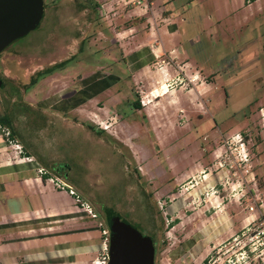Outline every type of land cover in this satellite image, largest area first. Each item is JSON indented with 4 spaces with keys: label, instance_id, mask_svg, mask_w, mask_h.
Instances as JSON below:
<instances>
[{
    "label": "rangeland",
    "instance_id": "obj_1",
    "mask_svg": "<svg viewBox=\"0 0 264 264\" xmlns=\"http://www.w3.org/2000/svg\"><path fill=\"white\" fill-rule=\"evenodd\" d=\"M45 6L41 25L0 53V117L13 119L14 140L40 147L45 161L52 158L64 168L76 192L99 213L95 220L105 223L103 208L110 206L143 234L152 235L158 247L155 264H178L167 257L175 242L169 231L180 221L172 218L168 206L192 188L190 196L198 205L209 194L222 195L228 210L242 220L199 264H264V0H45ZM137 6L148 7L159 20L165 9L177 7L180 12L173 20L182 32L174 39L176 45L183 40L193 58L200 54L204 63L205 110L178 109L171 116L184 123L175 126H167L168 117L161 115L157 133L134 105L137 98L115 43V33L123 28L138 21L143 23L139 29L147 28L146 16L132 11ZM191 25L197 38L189 44L185 29ZM170 54L163 50L159 58L176 60ZM186 58L179 57L182 62ZM65 60L53 74L31 84L37 70ZM101 71L122 77L114 88L121 91L116 109L128 133H134L135 144L92 131L88 121L59 123L51 110L41 108L63 87L60 77L66 75L65 83L71 84ZM191 79H174L170 87L190 90L196 80ZM2 128H10L0 127V140L10 144ZM196 162L206 164L210 175L197 171L177 183L176 174ZM176 192L180 195L174 197ZM181 208L188 213L197 209L187 210L185 202ZM208 210L214 211L212 206Z\"/></svg>",
    "mask_w": 264,
    "mask_h": 264
},
{
    "label": "crops",
    "instance_id": "obj_2",
    "mask_svg": "<svg viewBox=\"0 0 264 264\" xmlns=\"http://www.w3.org/2000/svg\"><path fill=\"white\" fill-rule=\"evenodd\" d=\"M176 8L170 7L167 12L165 9L159 20L157 13L153 19L148 7L137 6L132 11L146 16L147 28L139 29L143 23L138 24V21L115 33L120 60L125 64L124 72L128 75L135 100H139L137 109L144 112L147 126L154 133H157L161 115L168 117L167 126H175L184 123L176 120L178 109L188 107V111L199 112L207 106L206 85L201 80L205 76L204 63L199 60L200 54L194 59L189 48L184 47L183 40L176 45V35L178 37L182 32L181 24L173 20L180 12ZM185 30L189 36L187 42L192 44L197 38L194 28L191 25ZM163 50L166 54L169 51L176 60L159 58ZM181 55L187 56L185 62L179 59ZM197 74L200 75L198 78ZM193 76L197 79L190 85V90L170 87L174 79ZM66 78V75L60 77L63 87L46 99L41 108L51 110L59 123L62 120L70 126L78 120L88 121L98 130L95 132L111 136L125 145L134 143V133H128L124 117L116 109L121 100V91L114 90L122 80L118 72H96L71 84L65 83ZM102 95L106 96L103 100L99 98ZM171 113H175L174 116ZM154 140H159L158 134ZM19 144L23 145L22 152L15 145L0 140V264H97L103 252L100 221L80 210L75 195L57 188L47 179L50 175L61 176L78 192L64 168L55 165L52 158L45 161L40 147L30 148L25 141ZM139 154L137 160L141 161L143 158ZM42 166L50 175L39 174L38 169ZM146 168L144 165L143 171ZM207 168L206 164L196 162L177 173L175 181L179 183L184 175L197 171H206L209 176ZM187 191L184 197L171 200L168 206L172 218L180 219L169 235L176 243L180 242L167 248V257L178 264H199L233 233L235 225L241 224L242 220H236V214L228 210L229 202L224 201V196L209 194L204 200L200 198L202 204L198 205L199 200L190 196L195 189ZM177 194L174 197L180 195ZM183 202L187 210L197 209L190 213L182 211ZM210 206L214 211L208 210L211 212L207 214L206 209Z\"/></svg>",
    "mask_w": 264,
    "mask_h": 264
},
{
    "label": "water",
    "instance_id": "obj_3",
    "mask_svg": "<svg viewBox=\"0 0 264 264\" xmlns=\"http://www.w3.org/2000/svg\"><path fill=\"white\" fill-rule=\"evenodd\" d=\"M45 14V0H0V53L37 29ZM103 211L110 229L108 264H155V239L113 207L105 206Z\"/></svg>",
    "mask_w": 264,
    "mask_h": 264
},
{
    "label": "built area",
    "instance_id": "obj_4",
    "mask_svg": "<svg viewBox=\"0 0 264 264\" xmlns=\"http://www.w3.org/2000/svg\"><path fill=\"white\" fill-rule=\"evenodd\" d=\"M144 1L145 0H138V3L142 4ZM194 79H196V76L194 78H192L190 81H193ZM0 127H3V126L1 125ZM2 130L5 132V135L7 137V141L10 144L15 145L19 152H22L23 151L22 146L16 140H14L10 137V135H11L10 130L6 129V128H4V129L2 128ZM240 141H241L240 143L244 145V142L242 140H240ZM243 159L247 160V156H244ZM229 167L232 168L233 166L230 165ZM38 172L42 176L48 175V174L50 175L49 170L43 166L38 169ZM47 179L50 180L52 183H54L57 188L62 189V190H68L71 194L75 195L77 204L79 205V208L82 212H84L85 214H87L89 217H91L93 219H97L99 217V213L96 211V209L94 208L92 203H89L88 201L83 200L81 195L76 192L73 185L70 184L68 181L60 178V176H55V175H50V176H48ZM251 209H253V207H251ZM99 226L102 228L104 246H103V250H102L103 252H102L101 256L99 257V259L96 261V263L97 264H108L110 229L102 221L99 222Z\"/></svg>",
    "mask_w": 264,
    "mask_h": 264
},
{
    "label": "trees",
    "instance_id": "obj_5",
    "mask_svg": "<svg viewBox=\"0 0 264 264\" xmlns=\"http://www.w3.org/2000/svg\"><path fill=\"white\" fill-rule=\"evenodd\" d=\"M255 1V0H254ZM81 4V3H80ZM84 6V8H86V7H88L86 4H81V7H83ZM99 6V4H96V6H94V7H98ZM67 60H71V58L70 59H67ZM67 60H65V61H62V62H60V63H57V64H55V65H53V66H50V67H47V68H44V69H40V70H37L33 75H32V77H31V84L32 85H35L38 81H39V79H41V78H43V77H45V76H48V75H50V74H53L54 72H55V70H56V68L57 67H62L63 65H65V63L67 62ZM4 85V82H3V80H2V83H1V85L0 86H3ZM134 105L136 106V107H139V100H137V101H135L134 102ZM0 123L3 125V126H6V127H8V128H10V132H11V135H10V137L12 138V139H14L13 137L15 136V134H16V128H15V125H14V122H13V119L10 117V116H8L7 114H5V115H3V116H1L0 117ZM86 126L89 128V129H91L92 131H97L96 130V127L93 125V124H91V123H86ZM104 220H105V223H107V221H106V217H105V214H104ZM152 236V235H151ZM153 237V236H152ZM154 238V237H153ZM166 244H167V242L166 241H164ZM157 251H158V247H157V244H156V254H157ZM155 263H156V261H155Z\"/></svg>",
    "mask_w": 264,
    "mask_h": 264
}]
</instances>
